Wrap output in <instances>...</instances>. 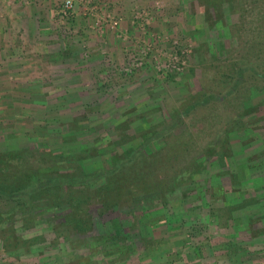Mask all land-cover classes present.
I'll return each instance as SVG.
<instances>
[{
    "label": "rangeland",
    "instance_id": "374dc122",
    "mask_svg": "<svg viewBox=\"0 0 264 264\" xmlns=\"http://www.w3.org/2000/svg\"><path fill=\"white\" fill-rule=\"evenodd\" d=\"M56 1H60L57 9L64 25L62 30L70 29L71 11H78V15L80 14L83 21L89 25L83 26L85 30L79 34V45L83 46L82 57L87 58L88 51L85 49L86 39L81 37L94 34V38L99 39L98 54L99 50L105 51L103 53L106 55L109 53V47L108 50L102 47V40H105L103 38L109 37L110 44L121 47L124 60L120 62L113 58V54L107 55V58H112L113 66L106 71H97L92 82L84 80L85 82L72 85L67 80L58 83L56 75L50 76L46 72L49 68L39 66L40 68L32 67L29 70L31 77L38 76L41 70L40 74L50 79L48 83L40 84L33 80L30 84H0V91H5L0 92V98H14V101L6 99L11 102V106L6 105V100H0V146L12 138L16 145L22 143L21 146L27 145L29 148L36 143L46 142L49 144L48 148L53 150L62 145L50 139L52 133L60 135L62 128L67 133L70 131L68 135H72L86 128L88 132L94 133L89 136L91 139L95 136L93 142L105 143L103 147L107 149L112 146L107 142V135L112 138L115 132L112 129L106 132L105 128L109 127L108 119L119 122L123 117H127L130 123L134 122L133 126L129 123V127L135 132L144 127L143 117L137 121L134 117L135 105V108L139 109L138 114L143 110L145 118L152 120L157 114L152 102H160L162 106L161 100L164 99L167 105L178 104L180 100L175 99L182 88L194 91L201 83L215 89L216 94L221 96L228 85L224 69L225 63L230 62L229 59L238 63L249 61L257 73L264 72V0H220L221 5L216 11L210 7L209 0H69L71 6L67 9L63 7L65 0ZM74 24L76 23L71 25ZM73 39L76 40L75 37ZM218 43L223 52L218 54L220 58L213 66L210 57V52L213 51L210 49H214L212 46L219 49ZM100 55L103 54L100 52ZM225 55H228V60ZM197 60H201L203 69L200 65L196 66ZM53 70L58 73L56 69ZM242 79L239 90L249 88L247 101L252 105L259 103V106L244 118L251 119L250 130L231 137L236 142L233 146L235 163L245 161L246 164L259 163L260 166L261 161L264 163V77L255 76L252 71L245 70ZM27 87L29 91L40 89L46 101L28 102L27 95L24 96L23 93ZM66 89L71 93L66 92ZM186 94L188 92L182 93L181 98ZM144 102L149 103L148 109L140 108ZM209 105L198 108L195 114L204 113ZM215 105L222 117L228 116L230 113L227 111L232 112L235 108L233 103L229 105L224 99ZM21 114L26 119L19 120ZM5 117L8 118L4 119ZM192 117L193 114H190V121ZM196 123V126H200L199 122ZM221 124L222 118L219 124L214 126ZM204 138L206 137L200 139ZM81 141L90 140L85 137ZM47 152L37 153L32 159L36 156L40 160L48 159L51 155L44 154ZM246 152L250 153L247 160ZM90 158L92 161L96 159ZM52 159L55 160V157ZM45 161L46 165H50L48 160ZM42 164L44 165V160ZM247 170L254 174L261 170V167ZM261 177L260 179L264 180V173ZM224 180L223 177L222 181ZM241 188L248 189V194H253L249 182ZM193 192H188L185 197L181 196L179 190L167 194L168 203L164 207L159 206L153 195L135 198L145 205L153 206L149 213L150 218L138 221L141 230L145 234L150 232L153 238L160 239L158 247L148 254L142 255L138 252L141 257L139 264H255L256 261L264 263V235L253 242L260 248L257 252L260 258H254L255 246H244V237L236 232L239 227H223L224 218L221 214H225L219 209L222 204L221 195L210 197L206 191L201 199ZM260 193L263 194L264 191L254 192L256 196ZM230 195L229 203L232 198L237 199L236 194ZM257 206L247 205L241 222L234 225L241 224V228L246 221V215L259 216L264 213V205L261 206L262 209L255 210ZM253 208L254 211L251 210ZM238 211L243 214L242 209ZM89 213L93 215L96 224L93 231L101 229L111 232L120 228V231L122 229L123 233L126 232L135 239V246L139 245L136 243V228L130 231L123 228L125 219L119 221L110 214L102 218L106 221L103 224L93 206L90 207ZM164 219L167 226L159 224ZM261 221L264 222V218ZM6 225L5 222H0V264H60L63 250L58 247V230H55V226L58 229V209L35 221L34 226L29 228L23 229L18 223L12 227ZM148 225L150 228L146 229ZM233 233L237 235L234 236ZM3 236H7L12 242L13 239L17 242L16 236L21 239L19 238L20 242L14 247L9 245L3 248ZM33 236L37 237V241L29 243ZM133 253L126 263L134 261L138 254Z\"/></svg>",
    "mask_w": 264,
    "mask_h": 264
},
{
    "label": "trees",
    "instance_id": "16d2710c",
    "mask_svg": "<svg viewBox=\"0 0 264 264\" xmlns=\"http://www.w3.org/2000/svg\"><path fill=\"white\" fill-rule=\"evenodd\" d=\"M208 2L213 11L221 5L220 0ZM212 47L214 49H210L213 51L210 52V57L215 66L214 62L220 58L218 54L223 51L220 50L219 43V49ZM227 56L225 55L226 60ZM229 61L225 63L224 69V77H228L224 94L218 96L215 89L201 83L194 91L182 88L175 99L180 100L178 104L167 105L164 99L161 100L162 106L160 102H152L153 109L157 110L153 121L145 118L143 110L138 114L139 109L134 104V117L136 121L143 117L144 127L135 132L130 130L132 127H129L130 120L127 117L119 122L108 119L109 127L105 128L106 132L110 129L115 132L112 138L107 135V142L112 145L107 149L103 147L105 143L93 142L95 136L92 139L89 136L94 133L88 132L86 128L72 135H68L70 131L67 133L62 128V132L58 130L60 135L52 133L50 139L62 145L53 150L48 148L49 144L46 142L36 143L29 148L27 145L21 146L22 143L16 145L12 138L6 140L0 146V222L11 227L18 223L25 229L58 209V229L55 226V230H58V247L63 250L60 264H139V254H148L160 244V239L153 238L150 232L145 234L138 225L140 219L150 218L149 213L153 207L135 199L145 195L155 196L159 206L163 207L168 203L167 194L178 190L183 197L190 191H195L194 195L201 199L206 191L210 197L221 195L222 204L219 209L225 214H221L224 218L223 227L240 228L241 224H234L241 222L247 205H258L255 210L264 205V193L257 196L254 194L264 191V180L260 179L264 173V163L261 161L260 166L259 163L249 165L245 161L235 163L233 146L236 142L231 137L250 130L251 119L244 118L259 106V103L252 105L247 101L249 88L240 91L239 84L243 82L245 70L263 77L264 72L257 73L255 67L246 60L241 63L231 59ZM198 65H202L201 60H197L196 66ZM189 73H192V68ZM66 92L71 93L69 89ZM184 92L188 94L181 98ZM23 93L24 96L27 95L28 102L46 101L40 89L29 91L27 87ZM6 99L14 101L12 97ZM6 99L2 96L0 98L3 101ZM222 99L229 105H235L232 112L227 111L230 114L226 117H222L216 110L215 104ZM4 102L7 106L12 105L9 100ZM207 105L209 106L204 113L195 114L198 108ZM148 106L149 103L144 102L140 108L148 109ZM190 114H193L191 121ZM20 117L21 121L26 119L22 114ZM221 118L222 124L216 128L214 125H218ZM259 118L261 117H256ZM196 122L200 126H196ZM130 124L133 126L134 122ZM203 136L206 138L201 140ZM85 137L90 141L82 142ZM124 143L126 145L122 146ZM44 151H49L44 154L51 155L48 159L43 158L44 165L43 160L37 156L32 159V156ZM249 154L245 153L246 160ZM90 157L96 159L92 161ZM45 160L50 165H46ZM256 167H261V170L254 174L247 170ZM247 182L250 183L253 194H248V189L241 188ZM230 193L236 194L237 199L232 198L229 203ZM91 206L103 224L106 221L102 218L110 214L119 221L125 219L124 226L122 223L121 226L128 231L136 228V243L139 245L135 246V239L128 233H123L122 229L120 231V228L111 232L101 229L93 231L96 224L93 215L89 213ZM238 209H242L243 214ZM251 210L254 211V208ZM211 215L213 216L212 213ZM263 218L264 213L259 216L246 215L243 227L236 231L244 237L242 241H245V247L255 246L254 258H260L257 253L260 248L253 242L264 235ZM159 224L167 226V221L164 219ZM101 228L104 229L102 226ZM149 228L150 225L146 226V229ZM19 238L21 239L16 236L17 242ZM13 241L3 236L2 247H14L17 242ZM35 241L37 237L33 236L28 242ZM133 252L139 254L132 263H126ZM260 262L256 261L255 264H264Z\"/></svg>",
    "mask_w": 264,
    "mask_h": 264
},
{
    "label": "crops",
    "instance_id": "0c3cea01",
    "mask_svg": "<svg viewBox=\"0 0 264 264\" xmlns=\"http://www.w3.org/2000/svg\"><path fill=\"white\" fill-rule=\"evenodd\" d=\"M59 2L0 0V84H30L33 80L35 83H48L50 79L40 74L41 70L35 78L29 71L32 67H45L49 68L46 72L50 76L56 75L58 83L69 80L76 85L84 80L94 81L97 71H106L113 66L112 58H107V55L113 54V58L123 62L121 47L110 44L109 37L102 40V47L107 50L109 47V53L106 55L105 51L99 50L98 54L100 44H97L99 39L94 38V34L81 37L86 39L85 49L88 51L87 58L82 57L79 34L85 30L83 26L89 25L78 11H71L70 29L62 30L64 25L57 9ZM73 23L76 24L71 25Z\"/></svg>",
    "mask_w": 264,
    "mask_h": 264
},
{
    "label": "built area",
    "instance_id": "2783aa9c",
    "mask_svg": "<svg viewBox=\"0 0 264 264\" xmlns=\"http://www.w3.org/2000/svg\"><path fill=\"white\" fill-rule=\"evenodd\" d=\"M70 6H71L70 1H69V0H65L64 3H63V7H64L65 9H67V8H69Z\"/></svg>",
    "mask_w": 264,
    "mask_h": 264
}]
</instances>
